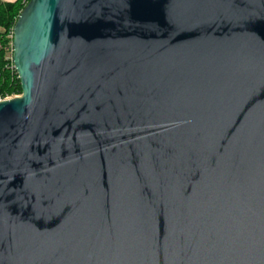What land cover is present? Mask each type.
Returning a JSON list of instances; mask_svg holds the SVG:
<instances>
[{
    "label": "water",
    "instance_id": "obj_1",
    "mask_svg": "<svg viewBox=\"0 0 264 264\" xmlns=\"http://www.w3.org/2000/svg\"><path fill=\"white\" fill-rule=\"evenodd\" d=\"M0 101V264H264V0H29Z\"/></svg>",
    "mask_w": 264,
    "mask_h": 264
},
{
    "label": "trees",
    "instance_id": "obj_2",
    "mask_svg": "<svg viewBox=\"0 0 264 264\" xmlns=\"http://www.w3.org/2000/svg\"><path fill=\"white\" fill-rule=\"evenodd\" d=\"M27 0H15L13 2L0 3V83L3 95H13L22 93L20 79L17 73H13L7 68L8 62L5 60L6 46L10 39L7 38L8 33L14 27L20 12L25 7Z\"/></svg>",
    "mask_w": 264,
    "mask_h": 264
},
{
    "label": "built area",
    "instance_id": "obj_3",
    "mask_svg": "<svg viewBox=\"0 0 264 264\" xmlns=\"http://www.w3.org/2000/svg\"><path fill=\"white\" fill-rule=\"evenodd\" d=\"M7 38L10 39V42L8 44V46H6V56H5V60L8 62L7 68H9L13 73H17L14 63H13V45H12V41H13V28L11 29L10 34H8ZM1 47V44H0ZM18 75V74H17ZM1 83H0V101L6 100V99H10L12 97L18 96V94H13V95H3L2 91H1Z\"/></svg>",
    "mask_w": 264,
    "mask_h": 264
},
{
    "label": "rangeland",
    "instance_id": "obj_4",
    "mask_svg": "<svg viewBox=\"0 0 264 264\" xmlns=\"http://www.w3.org/2000/svg\"><path fill=\"white\" fill-rule=\"evenodd\" d=\"M28 1L29 0H27V1H24L26 4L28 3ZM0 3H3V2H0ZM4 3H7V2H4ZM0 31H3V28H0ZM10 32H11V30H10ZM10 32L8 33V34H10Z\"/></svg>",
    "mask_w": 264,
    "mask_h": 264
},
{
    "label": "crops",
    "instance_id": "obj_5",
    "mask_svg": "<svg viewBox=\"0 0 264 264\" xmlns=\"http://www.w3.org/2000/svg\"><path fill=\"white\" fill-rule=\"evenodd\" d=\"M13 1H15V0H0V2H13Z\"/></svg>",
    "mask_w": 264,
    "mask_h": 264
}]
</instances>
